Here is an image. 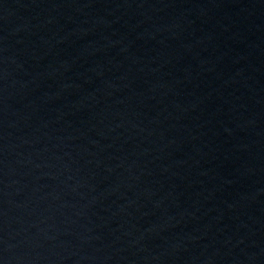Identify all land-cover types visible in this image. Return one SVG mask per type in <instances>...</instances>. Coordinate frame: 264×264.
I'll return each instance as SVG.
<instances>
[{
  "label": "water",
  "instance_id": "95a60500",
  "mask_svg": "<svg viewBox=\"0 0 264 264\" xmlns=\"http://www.w3.org/2000/svg\"><path fill=\"white\" fill-rule=\"evenodd\" d=\"M0 264H264V0H0Z\"/></svg>",
  "mask_w": 264,
  "mask_h": 264
}]
</instances>
